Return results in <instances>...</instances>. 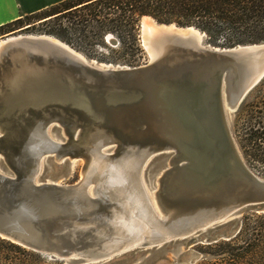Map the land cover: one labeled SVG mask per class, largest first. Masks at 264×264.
Here are the masks:
<instances>
[{
    "label": "water",
    "instance_id": "water-1",
    "mask_svg": "<svg viewBox=\"0 0 264 264\" xmlns=\"http://www.w3.org/2000/svg\"><path fill=\"white\" fill-rule=\"evenodd\" d=\"M24 28L0 37V238L63 264H193L194 245L239 232L240 209L264 214V178L239 156L220 99L223 82L236 108L264 76V41L214 46L194 25L141 15L140 44L158 52L128 66ZM106 145L97 173L89 162ZM168 148L166 168L146 176L158 218L137 171ZM75 158L80 178L62 182Z\"/></svg>",
    "mask_w": 264,
    "mask_h": 264
},
{
    "label": "trees",
    "instance_id": "trees-1",
    "mask_svg": "<svg viewBox=\"0 0 264 264\" xmlns=\"http://www.w3.org/2000/svg\"><path fill=\"white\" fill-rule=\"evenodd\" d=\"M141 15H150L158 22L194 25L204 31L205 41L211 45L264 41V0H61L0 24V30L28 18L52 19L55 27L42 31L71 46L91 43L109 32L116 37L126 59L134 61L140 51L137 39ZM263 81L264 76L238 108L242 135L260 153L264 147ZM197 247L204 255L197 264H263L264 214L244 215L233 237ZM41 256L0 238V264H40Z\"/></svg>",
    "mask_w": 264,
    "mask_h": 264
},
{
    "label": "rangeland",
    "instance_id": "rangeland-1",
    "mask_svg": "<svg viewBox=\"0 0 264 264\" xmlns=\"http://www.w3.org/2000/svg\"><path fill=\"white\" fill-rule=\"evenodd\" d=\"M43 19H45V18H43ZM43 19L38 20V17L24 19L22 22H20L18 24H14V25L7 27L3 30H0V37L4 34L8 33V32H11L12 30H16V29L21 28V27H26V28H24L21 31H18L19 33L49 34V33H45L42 30L55 27L56 22L52 21V19L42 21ZM110 34H111L112 38H114L116 40L115 44L111 43L110 41L105 40L104 35H103L101 38L96 37L95 40H93L91 43H86V44L81 43V46H71L69 44L68 45L71 46L72 48H74L75 50L79 51L80 53H82L87 58L94 59L98 62L111 63L113 65L119 64V65L135 66V65H139V64H142V63L148 61L150 54L148 51H146L143 48V46L140 44V41H139V23H138V39H137V41H138L140 51H138L136 53V55L134 56V61H128L126 59V57L121 53L119 46L117 45L116 37L112 33H110ZM49 35H51V34H49ZM52 36H54V35H52ZM203 43H207L205 41V36L203 37ZM214 46H218V45H214ZM222 46L229 47L228 45H222ZM263 89H264V81H263ZM249 91L245 94V96L243 97V99L237 105L236 108H233V109L229 108L228 103L225 101L224 116L226 114L225 119L227 118L226 123H227V127L229 130L230 136L232 138V141H233L242 161L256 175L264 178V147H263V152L260 153V151L254 149L253 146H251V144H249L247 141H245L244 136L242 135V130H241L242 119H239L240 113L238 115V111H239L238 108L243 102H246L247 99L249 98L248 97ZM224 93H225V87H224ZM225 96H226V94H225ZM109 146H111V145H106V146L102 147V149L100 148L101 150L99 149V152L102 154H110L112 152V149L107 148ZM171 154H172V149H169V148L153 151L147 156V158L144 160L143 164L141 165V168H140L141 180H142V182H143V184H144V186L147 189V192L149 194H151L153 192L154 188L150 187V185L148 184V181L146 180L148 170L151 167L155 168L154 173L152 174V177L156 176V174H158L161 170L166 168L165 164H166L167 157ZM81 164H82V159L75 158L74 162L71 166L70 174L64 180H62V182L73 183L76 180H78L80 178ZM50 172L51 171L49 168H45V170L43 169V167L41 168V175H43V176L47 175ZM90 186H92V183L88 184V187H90ZM250 213L251 214H253V213L254 214H262V213H256L249 208H242L239 210V220L242 221L243 216L248 215ZM197 245H200V244H196L193 246L194 253H196V255H197V260L193 264H197V262L202 260V258L204 257L202 252L198 249ZM41 258L42 259H40V264H53L52 260H55V259L49 258L47 255H44V254H42ZM57 261H59V260H57ZM61 264H63V263L61 262Z\"/></svg>",
    "mask_w": 264,
    "mask_h": 264
},
{
    "label": "bare ground",
    "instance_id": "bare-ground-1",
    "mask_svg": "<svg viewBox=\"0 0 264 264\" xmlns=\"http://www.w3.org/2000/svg\"><path fill=\"white\" fill-rule=\"evenodd\" d=\"M149 27L151 28V25L148 24V23L146 24V26H143V24H142V30L143 31L145 30L147 32L150 29ZM148 46L149 47H147V45H145V48H147V50H148V52L150 54V57L155 56L157 54V52H158L157 48L154 45H150V44H148ZM223 86H224V84H223V82H221L220 99H221V106H222V111H223V116H224L225 101L228 103L229 100H228L227 96H225L224 87ZM229 86L230 85L228 84V88H229ZM226 88H227V86H226ZM225 116H226V114H225ZM225 116H224V120L226 121L227 118L225 119ZM155 132L158 134L159 133V130L157 129V130H155ZM175 136H176L175 133H168V136L165 139V141H166L167 144L170 145V147H172L176 151V145L174 144L175 143ZM106 157H107V155L102 154L100 157L91 158L90 159V162H89V166L95 167L94 169H95V171L97 173L100 172V171H102L105 168V165H106L105 164L106 163ZM144 160H142V162H141V164H140V166L138 168V171H137V179H138V182H139V184L141 186L142 192H143V194H144V196L146 198V201H147V203L149 205V208H150L151 212L155 215V217L161 218L162 217V214H161V212L158 209V205H157L156 199H155L154 190H153V192L151 194H149L147 192V189L145 188L142 180H141L140 168H141V165L143 164ZM127 213H129L130 215H132V217H135V215H133L134 214V208L132 206L128 208ZM138 221H140L139 223L143 227L142 233H145L146 231H148V224H147V222L145 220L141 219V218L138 219ZM140 239H141V236L139 235V236L133 238L131 242H137Z\"/></svg>",
    "mask_w": 264,
    "mask_h": 264
},
{
    "label": "crops",
    "instance_id": "crops-1",
    "mask_svg": "<svg viewBox=\"0 0 264 264\" xmlns=\"http://www.w3.org/2000/svg\"><path fill=\"white\" fill-rule=\"evenodd\" d=\"M61 0H0V24L38 12Z\"/></svg>",
    "mask_w": 264,
    "mask_h": 264
}]
</instances>
